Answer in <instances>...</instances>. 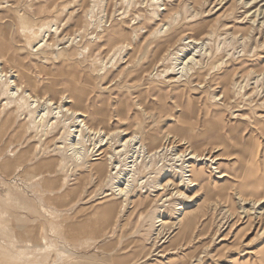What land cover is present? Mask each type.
I'll list each match as a JSON object with an SVG mask.
<instances>
[{"label": "rangeland", "instance_id": "obj_1", "mask_svg": "<svg viewBox=\"0 0 264 264\" xmlns=\"http://www.w3.org/2000/svg\"><path fill=\"white\" fill-rule=\"evenodd\" d=\"M260 1L0 0L2 24L13 48L32 64L36 75L41 67L44 82L78 86L91 111L105 113L113 130L137 136L126 153L113 157V166L109 165L102 181L86 177L83 160L61 173L54 186L33 179V172L21 180L0 177V252H5L0 254L7 257H0V264H264V230L257 221L249 225L245 215L240 219L242 210L235 197L236 190L254 201L264 197V1ZM161 18L168 20L160 22ZM47 23L54 26V33L44 36L40 31ZM186 36L200 44L171 47ZM43 39L51 43L32 49ZM122 42L128 45L122 48ZM180 48L201 54L210 49L209 57L203 59L205 66L215 69L201 79L195 76L190 85L171 83L166 70L184 66H180L184 56L175 65L171 61ZM189 128L201 134L203 145H212L209 149L197 146L200 152H214L221 158L218 165L212 156L198 162L212 167L206 175L213 186L209 199L201 194L188 202L194 193L184 198L168 192V200H173L160 202L161 192L154 191L164 181L155 168L154 175L137 174L139 183L130 190L135 203L121 208L120 190L133 174L129 162L138 160L140 167L160 159L159 155L148 157L141 137L154 133L165 137L172 130ZM102 138L87 137L86 148ZM175 153L165 150L162 154L170 160ZM188 154L183 159L176 156L175 163L188 162L192 157ZM116 164L119 169L114 168ZM218 172L228 177L218 179ZM141 200L145 203L137 208ZM199 207L201 213L196 211ZM184 208L193 210L190 218L198 216L197 226L188 228L191 232L183 225L174 231L169 226L159 235L162 226L156 218L174 221L180 213L176 209ZM15 233L19 247L31 245L23 252L33 256L27 262L18 263L23 254L12 246Z\"/></svg>", "mask_w": 264, "mask_h": 264}, {"label": "bare ground", "instance_id": "obj_2", "mask_svg": "<svg viewBox=\"0 0 264 264\" xmlns=\"http://www.w3.org/2000/svg\"><path fill=\"white\" fill-rule=\"evenodd\" d=\"M55 4L57 3L55 2ZM3 20V16L0 15V177L11 181L13 179L21 180L22 178L31 176L30 173L33 172V179L38 178L43 180L44 184H50L48 186H54L56 184L57 177L61 173L65 171H71L74 165H78V163L83 160V169L85 171L86 177L94 179L96 178L101 181L104 180L109 173V167L113 166V157L121 153L123 154V152L126 151L127 147L130 146L137 136H131V133L126 132L127 130H113L112 127L109 126V119L105 113L96 110L91 111L90 106L87 104V99L84 97L82 90L78 86L72 85L68 82H44L42 76L45 74V70L38 66L40 69V74L36 75L32 64L29 63L27 59L20 57L17 51L13 48V41L8 33L7 27L3 26L2 24ZM167 20L168 18H161L160 22ZM251 21H253L252 25H255L257 22L254 18L251 19ZM53 27L54 26H50V23L44 24L40 32L43 33L44 36L47 33L52 35L54 33ZM257 27H259V24ZM78 28L79 27H77V30L79 31ZM256 28L254 29L255 31L257 30ZM68 33L69 32H67L66 35ZM51 35H48L49 39ZM89 36L91 37L92 35ZM72 37L68 39V42L72 39ZM92 38L93 37L90 39ZM185 38V40H183L184 37L177 39L173 42L172 46H170L175 48L176 46L179 47L181 44H200V40L193 39L191 36H186ZM29 40L30 38H28V41ZM48 41L50 42V40ZM48 41L46 42L45 39H43L39 43H36L37 47L32 45L34 47L32 49L37 48V50H39L45 46L44 44H48ZM181 41L182 43L179 44ZM204 44L207 45V43ZM119 45L122 46V48H125L128 44L126 45L124 42H122ZM209 50H207L208 52L206 54H201V52L198 51L193 53L189 52L186 48H180L177 53H175V56L173 55L174 58H172L171 61L173 62V65H175L176 63L174 62H179L181 56H184L183 59H181L182 62L180 63V66L181 64H184V66H182V68H180L178 71H176L175 67L177 65L168 68L166 73L168 74L169 81L171 83L185 81V85H190L195 76L201 79L202 74H204L206 71L215 69L216 66L211 67L210 69L209 65L205 66L204 63L203 57H205V59L209 57ZM43 61L45 60L43 59ZM180 70L182 71L180 72ZM223 76H225V74ZM102 135L103 138L101 141L92 143L89 145V148H86L87 143L85 139L87 137L96 139V137H101ZM200 139L201 134L196 135L195 130H192V128L186 130H172L170 134H165V137H160L157 133L148 135L143 139L141 137L139 141L141 148L143 151H146L148 157L153 158L159 155L160 159L158 162H153L152 160L148 163L144 162L140 167L137 166L138 160H131L129 162L132 163V166H130L132 170L129 171L133 172V174L128 180L127 187L121 190L119 189L120 195L123 198L122 203H120L121 208L126 209L129 205L133 206L135 203V201L132 199V193L130 195V190L133 184L139 183L136 177L137 174L141 172L146 173L147 175H154L152 171L155 168L158 170L156 172V176H159L160 179L164 181V183H162L161 180L160 184H162L158 186V190L155 189L156 191H154L155 193L161 192V196L158 194L155 196H159L160 202L164 200V202L173 200L172 198L168 200V192H171L172 196L178 195L180 197L183 196L184 198H187L186 196H188L189 193H194V196H188L187 198V201L189 200L192 202H195V199L200 198L201 194H203V197H207L209 199V194L213 189V186L211 184V180L208 182L206 181V175L209 172L211 173L210 170L212 167L208 166V164H199L198 162L202 161L203 157L212 156L213 161H211L215 162V165H218V162L221 160V158L215 156L214 152L208 154L200 152L197 149V146H199V148L206 147L207 149H209L208 146H212L203 145L200 142ZM119 147L122 148L118 150ZM214 149H216V147H212V151ZM165 150H177L178 153H175V159H172L171 157L169 160L167 155L162 154ZM72 151L77 152L78 155L73 156L71 153ZM188 152H190V155L188 154L189 156L192 155L189 161L181 165H177L175 163L176 156L177 158L181 159ZM44 157H47V159L44 160ZM146 160H148V158ZM50 161H54V165L49 166L48 164ZM167 162H169V164ZM114 168L119 169L118 164H116ZM216 169H219V167ZM126 171L127 170H125V172ZM218 173V179L222 180L228 177V175L224 172ZM143 188L145 189V187ZM215 189L217 190L218 188L215 187ZM222 191L223 190H219L220 193H222ZM235 197L238 201L240 210H242V212L238 213L241 216L240 219L243 215H245L244 220L247 219V223H249V225H252L253 227V223L257 221V224L260 225L259 227L264 230V197L258 201H254L251 197L247 196L245 193H243V191L240 190L235 191ZM142 203H145V200H141L139 205H137V208ZM115 204L119 205V202ZM214 205L217 207L218 201L214 202ZM246 205L252 206L250 208H246ZM256 206H260L259 208L262 206V208H258L259 211L257 212L258 209L255 210L257 208ZM199 209L200 207L196 211L201 213L202 209ZM176 211H180V213H178L174 221H166L162 219L160 215L158 218H156L160 219L158 221L160 223L159 227L162 226V228L158 230L159 235L161 232H164L163 229L167 230L169 226L171 227H169L168 230L173 229L174 231L183 225L185 230L187 229V232H189L191 226L196 224L195 222H197L198 216H193L190 218L191 214H194L193 210L192 212H189L188 208H184L182 210L176 209ZM236 215V213L231 214V216L229 215L230 218H233L232 221L236 219ZM185 219H188L187 222ZM12 238V246L19 247L21 243L17 234L15 233L14 237ZM169 238L170 237L167 239ZM175 241L177 242V240ZM19 248L22 250L23 254V252L28 251L27 249H31V245L26 244L24 248H22V246ZM2 253L5 252L2 251ZM1 254L0 257L5 259L7 258ZM30 255L31 254L29 253H24L20 259H18V263L24 261L27 262L33 257Z\"/></svg>", "mask_w": 264, "mask_h": 264}]
</instances>
